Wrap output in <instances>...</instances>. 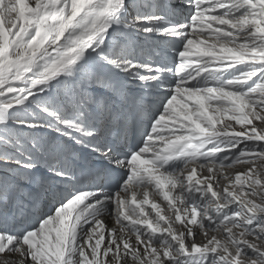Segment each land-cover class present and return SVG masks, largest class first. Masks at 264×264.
I'll return each instance as SVG.
<instances>
[{"label": "snow or ice", "instance_id": "6c2138e0", "mask_svg": "<svg viewBox=\"0 0 264 264\" xmlns=\"http://www.w3.org/2000/svg\"><path fill=\"white\" fill-rule=\"evenodd\" d=\"M0 264H264V0H0Z\"/></svg>", "mask_w": 264, "mask_h": 264}]
</instances>
